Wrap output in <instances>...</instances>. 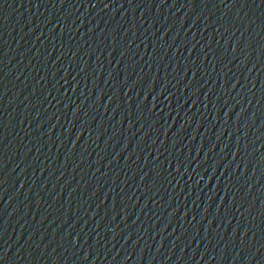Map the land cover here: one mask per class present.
<instances>
[{
    "label": "water",
    "instance_id": "water-1",
    "mask_svg": "<svg viewBox=\"0 0 264 264\" xmlns=\"http://www.w3.org/2000/svg\"><path fill=\"white\" fill-rule=\"evenodd\" d=\"M0 264H264V3L0 0Z\"/></svg>",
    "mask_w": 264,
    "mask_h": 264
},
{
    "label": "snow or ice",
    "instance_id": "snow-or-ice-1",
    "mask_svg": "<svg viewBox=\"0 0 264 264\" xmlns=\"http://www.w3.org/2000/svg\"><path fill=\"white\" fill-rule=\"evenodd\" d=\"M262 3H264V0H261Z\"/></svg>",
    "mask_w": 264,
    "mask_h": 264
}]
</instances>
